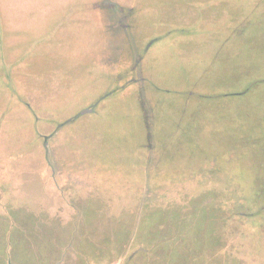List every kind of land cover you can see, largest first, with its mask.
Wrapping results in <instances>:
<instances>
[{
	"label": "rangeland",
	"instance_id": "obj_1",
	"mask_svg": "<svg viewBox=\"0 0 264 264\" xmlns=\"http://www.w3.org/2000/svg\"><path fill=\"white\" fill-rule=\"evenodd\" d=\"M3 202L14 264L74 224L60 264H264V0H0ZM165 207L215 237L158 217L128 261Z\"/></svg>",
	"mask_w": 264,
	"mask_h": 264
},
{
	"label": "crops",
	"instance_id": "obj_2",
	"mask_svg": "<svg viewBox=\"0 0 264 264\" xmlns=\"http://www.w3.org/2000/svg\"><path fill=\"white\" fill-rule=\"evenodd\" d=\"M2 208H0V264H14L12 261L13 256V250L15 246H20L18 243L14 242V239L12 237L13 228L15 226V223H17V218L21 219V216L24 217L21 213L16 212V207L8 204L7 202H3ZM76 224H74L75 226ZM72 230H69V238L72 235ZM53 229H48L47 232L41 236V238L36 237V249L34 250L29 242V239L22 238V255L25 257H29L31 254V251H37L41 254V256L45 257V263H50V260L48 261V257H55L56 260L55 264H60L61 258L63 256V252L66 248V246H70V240L68 238V241L63 244L59 240V236L53 234ZM60 231H62L60 227ZM67 240V239H66ZM16 244V245H15ZM31 249V251H30ZM73 251L68 254V258L72 259V262H76V264H88V255L86 252H83V249L75 247V249H72ZM23 257V256H22ZM29 260V259H28ZM28 260H24L18 264H29Z\"/></svg>",
	"mask_w": 264,
	"mask_h": 264
},
{
	"label": "trees",
	"instance_id": "obj_3",
	"mask_svg": "<svg viewBox=\"0 0 264 264\" xmlns=\"http://www.w3.org/2000/svg\"><path fill=\"white\" fill-rule=\"evenodd\" d=\"M171 209H173V208L165 207V208L150 209L147 212H145L143 214V216H141V219L139 220V222H138V224L136 226L137 232L135 230V232H136L135 234L138 233V235H141L142 238H140L141 240H139V242H138L139 243L138 244L139 246H137V245L135 246L134 254H132V255H129L128 254L127 255L128 261H131L132 258L134 257V255L137 252L147 253L149 251L146 243H148L149 241H151V238L150 237H154V235H156L154 232H150V231H156V230H153V229H155V225L158 224L156 222H157V220L159 218L163 219V221H166V222L168 221L169 223H171L174 226V227L171 228V230L172 229H175V232L178 231L180 229V227L183 228V229L185 228L187 230L186 231L187 233H189L190 235L192 233L193 238H195V235L199 233L198 231H200V232H201V230L204 231V229L202 228V225L200 227L198 225L195 228V225L194 224H196V223H193L192 224V223L188 222V219H187V218H190L192 216L197 217V213L199 212L198 210H195L196 212H194V213H190L191 210L186 208V209H183L182 215H181V211H175L173 213H174V216H176V218H175L174 222H172V216H170V213H169ZM144 219H148V220L143 224L142 222H143ZM75 226L77 227V230L75 231L74 236L71 235V237L69 238V240H70L69 245L70 246H72L74 243H78V239H76L75 237H77V235L79 234V231H78V226L79 225H75ZM206 232L208 233V235H207ZM212 233L213 234H210L209 233V230L204 231V236L206 237V236H209L210 235L212 237V239H213L215 237L214 230H213ZM134 241H136V240H134ZM132 242H133L132 240L131 241H128V243H130V244H132ZM172 242H175V240L172 239ZM181 242H182V240H181ZM181 242L179 243V240H178L177 243L175 242L173 244L174 246L172 247V249L169 250V256L172 257L171 264H178V260H179V258H181L180 255H183L184 253H186L185 250L182 249L183 246H182ZM125 243H127V242H124V244ZM70 246H66V248L67 247L70 248ZM201 251H202V253L204 252L203 249H201ZM31 252H34V254L31 253L29 255V258H31V257L32 258H35V262H32V264H48L47 262L45 263L46 258L43 257V256H41L40 253H38L37 251H31ZM83 252L85 253L84 250H83ZM206 257H209V256L203 254V259H202L201 264H205L206 263V259H207ZM47 260L48 261L50 260V263L49 264H55V261L54 260H56V258L55 257H48ZM166 264H169V261H166Z\"/></svg>",
	"mask_w": 264,
	"mask_h": 264
}]
</instances>
